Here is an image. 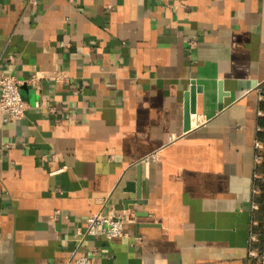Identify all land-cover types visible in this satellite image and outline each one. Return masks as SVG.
Segmentation results:
<instances>
[{
	"label": "crops",
	"instance_id": "1",
	"mask_svg": "<svg viewBox=\"0 0 264 264\" xmlns=\"http://www.w3.org/2000/svg\"><path fill=\"white\" fill-rule=\"evenodd\" d=\"M8 74L0 264H246L264 0H0ZM97 213L127 235L84 238Z\"/></svg>",
	"mask_w": 264,
	"mask_h": 264
},
{
	"label": "built area",
	"instance_id": "2",
	"mask_svg": "<svg viewBox=\"0 0 264 264\" xmlns=\"http://www.w3.org/2000/svg\"><path fill=\"white\" fill-rule=\"evenodd\" d=\"M20 86V80L13 74L5 75L0 79V112L5 115L6 121H14L27 112L28 105L21 96ZM255 150L246 264H264V142L257 139ZM153 158L155 159L156 155ZM125 221V217L119 215L92 214L86 219L82 236L102 238L107 241L123 238L127 235L124 230ZM66 264H95V257L82 254L69 259Z\"/></svg>",
	"mask_w": 264,
	"mask_h": 264
},
{
	"label": "water",
	"instance_id": "3",
	"mask_svg": "<svg viewBox=\"0 0 264 264\" xmlns=\"http://www.w3.org/2000/svg\"><path fill=\"white\" fill-rule=\"evenodd\" d=\"M200 89L193 84L190 91L186 94L185 106V132L191 130L192 115L197 113V93Z\"/></svg>",
	"mask_w": 264,
	"mask_h": 264
},
{
	"label": "trees",
	"instance_id": "4",
	"mask_svg": "<svg viewBox=\"0 0 264 264\" xmlns=\"http://www.w3.org/2000/svg\"><path fill=\"white\" fill-rule=\"evenodd\" d=\"M260 112L261 115L258 120V139L264 142V85L261 87V101H260Z\"/></svg>",
	"mask_w": 264,
	"mask_h": 264
}]
</instances>
